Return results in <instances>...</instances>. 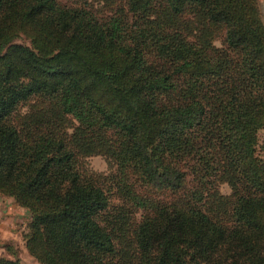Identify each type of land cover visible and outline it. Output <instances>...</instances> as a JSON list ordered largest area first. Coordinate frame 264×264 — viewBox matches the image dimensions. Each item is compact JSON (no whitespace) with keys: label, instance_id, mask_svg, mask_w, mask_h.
<instances>
[{"label":"trees","instance_id":"trees-1","mask_svg":"<svg viewBox=\"0 0 264 264\" xmlns=\"http://www.w3.org/2000/svg\"><path fill=\"white\" fill-rule=\"evenodd\" d=\"M125 5L101 17L0 0V194L32 213L29 251L44 264H264L261 0ZM33 94L49 104L22 113ZM99 153L117 164L113 182L175 195L122 189L146 211L128 242L103 220L104 177L81 163Z\"/></svg>","mask_w":264,"mask_h":264},{"label":"rangeland","instance_id":"rangeland-1","mask_svg":"<svg viewBox=\"0 0 264 264\" xmlns=\"http://www.w3.org/2000/svg\"><path fill=\"white\" fill-rule=\"evenodd\" d=\"M62 4L72 7H85L96 11L101 17L113 15L118 8L126 9L125 0H59ZM264 14V0H261ZM223 31L216 33L215 40L217 47H223ZM14 44L30 46L31 41L26 37L18 38ZM23 81H27L24 79ZM23 84L28 88L30 84ZM18 91L17 86L10 87L9 96ZM39 99L38 95H30L20 102L19 107L22 113L27 114L32 109L49 104L47 99ZM79 122L68 116L66 130L69 135L76 133ZM259 152L264 156V129L259 132ZM81 163L86 172L104 177L107 189L110 191V210L104 213L107 226L115 227V236L126 237L127 242L131 239V233L139 222L144 219L146 211L143 208L135 207L129 202L128 197L122 189L134 191L142 196L151 197L158 202L166 203L174 201L175 195L169 192H154L140 186L136 178H132L129 184L125 182H113L117 176V164L104 154H92L81 157ZM131 183V184H130ZM218 190L223 195L232 194V187L228 183H220ZM33 222L32 213L29 209L22 207L13 197L0 194V258L19 261L22 264H44L28 249L26 235L30 232Z\"/></svg>","mask_w":264,"mask_h":264}]
</instances>
